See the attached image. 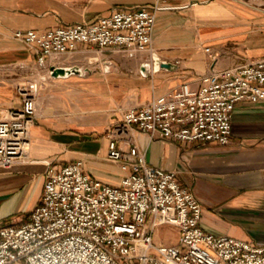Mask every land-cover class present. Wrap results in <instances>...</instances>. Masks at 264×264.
Returning <instances> with one entry per match:
<instances>
[{
  "label": "crops",
  "instance_id": "crops-1",
  "mask_svg": "<svg viewBox=\"0 0 264 264\" xmlns=\"http://www.w3.org/2000/svg\"><path fill=\"white\" fill-rule=\"evenodd\" d=\"M153 4L161 8L151 47L136 52L79 42L48 58L44 67L11 35L15 29L44 31L91 21L114 8ZM0 30L6 34L0 40V118L20 105L19 83L35 78L38 84L29 154L0 167V206H15L31 188L43 189L49 166L76 160L89 174L120 183L126 171L108 157L109 131L125 109L182 82L198 87L207 72L264 57V7L244 0H0ZM154 56L171 67H156ZM55 65H78L83 72L55 77L48 70ZM131 133L149 163L175 170L180 183L193 190L206 230L264 244V99L235 104L227 144Z\"/></svg>",
  "mask_w": 264,
  "mask_h": 264
},
{
  "label": "built area",
  "instance_id": "built-area-1",
  "mask_svg": "<svg viewBox=\"0 0 264 264\" xmlns=\"http://www.w3.org/2000/svg\"><path fill=\"white\" fill-rule=\"evenodd\" d=\"M160 8H114L91 21L44 31L15 29L11 35L34 51L44 67L48 58L79 42L136 52L151 47ZM5 35L0 30V40ZM16 90L20 105L0 118L4 168L27 159L37 116V82L19 83ZM263 99L264 57L237 69L207 72L198 87L182 82L125 109L109 131L108 157L126 171L120 183L89 174L82 160L49 166L43 195L26 220L0 225V264H264V244L206 230L193 190L180 183L175 170L149 163L131 133L227 144L235 104ZM161 224L178 228L175 243L155 242Z\"/></svg>",
  "mask_w": 264,
  "mask_h": 264
},
{
  "label": "rangeland",
  "instance_id": "rangeland-1",
  "mask_svg": "<svg viewBox=\"0 0 264 264\" xmlns=\"http://www.w3.org/2000/svg\"><path fill=\"white\" fill-rule=\"evenodd\" d=\"M248 3L264 7V0H244ZM35 78L31 79L34 81ZM46 183V181H45ZM45 184L43 185V187ZM44 188H31L27 194L14 205L0 206V225L1 224H20L26 220L29 213L40 202ZM1 196L0 195V199ZM15 204V203H14ZM13 206V207H12ZM15 207V208H14ZM178 228L173 225L161 224L157 226L154 233L155 242L166 244L175 243L178 239Z\"/></svg>",
  "mask_w": 264,
  "mask_h": 264
},
{
  "label": "water",
  "instance_id": "water-1",
  "mask_svg": "<svg viewBox=\"0 0 264 264\" xmlns=\"http://www.w3.org/2000/svg\"><path fill=\"white\" fill-rule=\"evenodd\" d=\"M154 61L156 67H171L170 62H166L164 60H160L157 56H154ZM149 71V64L148 63H143L142 64V72L143 73H148ZM83 70L80 66L78 65H71V66H52L51 69V75L55 77H62V76H68L72 73H82Z\"/></svg>",
  "mask_w": 264,
  "mask_h": 264
}]
</instances>
